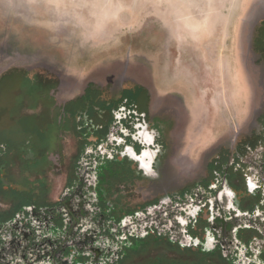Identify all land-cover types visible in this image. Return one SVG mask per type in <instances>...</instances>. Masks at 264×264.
<instances>
[{"label":"rangeland","instance_id":"374dc122","mask_svg":"<svg viewBox=\"0 0 264 264\" xmlns=\"http://www.w3.org/2000/svg\"><path fill=\"white\" fill-rule=\"evenodd\" d=\"M261 53L264 0H0V212L26 189L38 192L40 203L62 200L83 148L88 162L97 160L100 194L119 216L196 186L222 149L232 152L262 129ZM88 87L96 92L86 108L98 132L80 129L78 105H71ZM124 95L146 113L151 129L161 127L150 145L161 151L153 171L152 159L137 154V137L120 139L113 126L99 143L107 135L98 128L108 121L107 106ZM63 108L68 116L60 124ZM218 193L222 208L237 207L247 194L226 185ZM196 205H183L182 216ZM241 213L243 222L255 220L263 239L248 237L256 244L232 252L242 264H259L263 219ZM201 216L205 223L194 230L209 248L208 209ZM192 252L165 242L145 248L148 256L169 258Z\"/></svg>","mask_w":264,"mask_h":264},{"label":"flooded vegetation","instance_id":"af4514ba","mask_svg":"<svg viewBox=\"0 0 264 264\" xmlns=\"http://www.w3.org/2000/svg\"><path fill=\"white\" fill-rule=\"evenodd\" d=\"M86 104L78 105L79 109L75 110L77 123L82 124L80 129L91 126L98 132ZM107 107L108 121L98 126L107 135L98 136L99 143L108 139L113 126L120 139L133 143L132 138L137 137V143L133 144L137 154L141 152V157L147 155L146 159H152L150 169L153 171V163L161 151L159 146L155 151L151 150L150 145L155 146L156 132H162L161 127L151 129L146 113L140 112L125 95ZM60 114L61 124L68 115L65 108ZM259 123L260 132L241 140L234 151L222 149L218 153L207 166V178L199 184L186 186L163 202L155 200L140 210L126 209L123 216L118 215L116 205L108 200V195L100 194L104 178L97 160L88 162L83 148L62 200L54 204L40 203V194L26 189L15 192L12 205L0 212V264H183V261L184 264H242L232 251L239 252L242 246L248 247L245 243L251 238L255 242L263 239L255 220L243 222L241 219V211L248 217L257 213L264 225V114ZM1 150H4L3 146H0ZM134 150L129 153L137 160L139 157ZM142 163L146 169L149 167L144 161ZM160 168L163 170V165L158 166L157 173ZM2 169L0 167V171ZM128 173L127 178L133 176ZM224 185L233 190L242 187L247 192L237 207L228 202L225 208L218 205V192ZM0 187L4 188L2 181ZM8 191L2 192L7 195ZM190 201H196V208L184 217L181 213L183 205ZM205 209L209 215L206 233L212 238L209 248L202 247L194 230L205 223L201 216ZM151 242H165L170 248L187 253L193 250V255L184 258L179 253L172 258L148 256L145 248ZM255 251L259 253V264H264V245ZM186 258L188 260H184Z\"/></svg>","mask_w":264,"mask_h":264},{"label":"trees","instance_id":"16d2710c","mask_svg":"<svg viewBox=\"0 0 264 264\" xmlns=\"http://www.w3.org/2000/svg\"><path fill=\"white\" fill-rule=\"evenodd\" d=\"M264 55V54H263ZM262 55V56H263ZM264 57V56H263ZM94 95H96V92L93 90H90V87H88L85 91V94L83 97H81L79 100H77L75 103H71V105H83L88 103L89 101H94L95 97Z\"/></svg>","mask_w":264,"mask_h":264},{"label":"bare ground","instance_id":"6f19581e","mask_svg":"<svg viewBox=\"0 0 264 264\" xmlns=\"http://www.w3.org/2000/svg\"><path fill=\"white\" fill-rule=\"evenodd\" d=\"M214 90H215V89H214ZM224 102H225V101H224ZM224 102H223V103H224ZM207 106H208V105H207Z\"/></svg>","mask_w":264,"mask_h":264}]
</instances>
